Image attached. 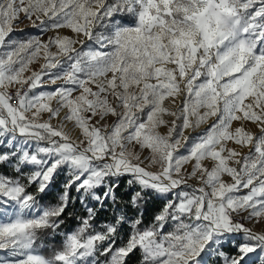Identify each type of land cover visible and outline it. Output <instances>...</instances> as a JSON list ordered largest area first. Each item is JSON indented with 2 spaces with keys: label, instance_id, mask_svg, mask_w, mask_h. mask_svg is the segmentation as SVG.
<instances>
[{
  "label": "snow or ice",
  "instance_id": "snow-or-ice-1",
  "mask_svg": "<svg viewBox=\"0 0 264 264\" xmlns=\"http://www.w3.org/2000/svg\"><path fill=\"white\" fill-rule=\"evenodd\" d=\"M0 148V264H264V0H0Z\"/></svg>",
  "mask_w": 264,
  "mask_h": 264
},
{
  "label": "trees",
  "instance_id": "trees-1",
  "mask_svg": "<svg viewBox=\"0 0 264 264\" xmlns=\"http://www.w3.org/2000/svg\"><path fill=\"white\" fill-rule=\"evenodd\" d=\"M28 33H35V30L30 28L25 30ZM19 33V32H17ZM22 38V37H21ZM6 150L0 148V151ZM0 173H7L11 175L13 173V169L11 167H4L0 166ZM128 177H121L119 180V186L115 189V200L107 199L103 201V206L99 204L96 200L91 199L90 197H84V199L91 205L96 206V215L94 223L97 229L102 228L103 226L114 222L116 217L119 215H127L129 217H136L139 213L143 214L144 222L147 224L151 222L154 215H156L160 208L163 206V202L157 200L155 197L148 199L140 208H136L131 203V196L133 189L129 187L127 184ZM65 180V179H64ZM64 180L57 179V186H62ZM105 191L104 188L98 189L96 192L98 195H102ZM70 195L74 198V203L71 205L70 211L74 214L70 216L66 220L65 229L66 230H73L78 225V220L76 219L77 216H84L86 215L85 209L83 204L80 202L81 193L72 189ZM55 197V193L49 194L46 199L51 201ZM128 234V228L124 227L121 232L120 236L121 239H126ZM227 247V246H226ZM139 257L140 254L137 252L135 255H132L127 264H139ZM103 260V257H101ZM214 264V262H213Z\"/></svg>",
  "mask_w": 264,
  "mask_h": 264
},
{
  "label": "rangeland",
  "instance_id": "rangeland-1",
  "mask_svg": "<svg viewBox=\"0 0 264 264\" xmlns=\"http://www.w3.org/2000/svg\"><path fill=\"white\" fill-rule=\"evenodd\" d=\"M27 21V20H26ZM31 27L29 26V28L28 29H30ZM36 31V30H35ZM17 32H20V31H17ZM61 33L62 34H68V35H71V33L70 32H68V30H61ZM49 35H51V33H49ZM47 37H45V39H46ZM41 63H42V61H41ZM33 68H35V69H38V67H39V64H35V65H33L32 66ZM59 83V82H58ZM48 87H55V86H48ZM62 115H63V113H62ZM113 118H111V117H108L107 118V122L108 123H111V120H112ZM167 119H171L170 117H168ZM53 123L54 124H56V123H59V121L58 120H53ZM236 126V122H234V124H233V127H235ZM205 127H207V125H204V126H202V128L201 129H199V131H203L204 130V128ZM246 127L248 128V130H250V131H252V132H256L257 131V129H256V127L254 126V125H251L250 123H247L246 124ZM65 131H67L71 136H72V138L73 139H76L78 136H79V130L78 129H75L74 127H73V125H72V123L71 122H68L67 123V125H66V127H65ZM161 131L162 132H165L166 131V129H164V128H162L161 129ZM230 146H234V145H231L230 144ZM241 151H243V152H247V149H241ZM189 168L191 167V165H189L188 166ZM60 179H62V180H64V179H66V176H64V175H62L61 177H60ZM225 179H228L227 177H225ZM191 183H196V181H190ZM100 189V188H99ZM98 190V189H97ZM96 190V191H97ZM245 192L247 191V190H244ZM257 231H259L260 230V226H257V229H256ZM102 260V259H101Z\"/></svg>",
  "mask_w": 264,
  "mask_h": 264
},
{
  "label": "crops",
  "instance_id": "crops-1",
  "mask_svg": "<svg viewBox=\"0 0 264 264\" xmlns=\"http://www.w3.org/2000/svg\"><path fill=\"white\" fill-rule=\"evenodd\" d=\"M28 28H29V23H28V21L24 20L23 23H20L18 25L17 31H20L21 29H23L25 31V30H28ZM34 30H36V29H34Z\"/></svg>",
  "mask_w": 264,
  "mask_h": 264
}]
</instances>
